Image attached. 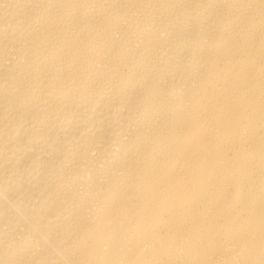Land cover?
Returning a JSON list of instances; mask_svg holds the SVG:
<instances>
[{
	"label": "bare ground",
	"instance_id": "obj_1",
	"mask_svg": "<svg viewBox=\"0 0 264 264\" xmlns=\"http://www.w3.org/2000/svg\"><path fill=\"white\" fill-rule=\"evenodd\" d=\"M0 264H264V0H0Z\"/></svg>",
	"mask_w": 264,
	"mask_h": 264
}]
</instances>
